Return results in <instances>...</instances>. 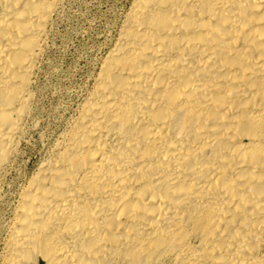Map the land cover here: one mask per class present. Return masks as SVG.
Instances as JSON below:
<instances>
[{"label": "bare ground", "instance_id": "obj_1", "mask_svg": "<svg viewBox=\"0 0 264 264\" xmlns=\"http://www.w3.org/2000/svg\"><path fill=\"white\" fill-rule=\"evenodd\" d=\"M62 2L0 0V264H264V0H131L14 176Z\"/></svg>", "mask_w": 264, "mask_h": 264}, {"label": "rangeland", "instance_id": "obj_2", "mask_svg": "<svg viewBox=\"0 0 264 264\" xmlns=\"http://www.w3.org/2000/svg\"><path fill=\"white\" fill-rule=\"evenodd\" d=\"M130 2L63 0L36 77L38 130L28 133L22 148L24 157L11 167L12 175L19 167L33 168L41 157L44 138L63 126L86 91L90 73L105 53Z\"/></svg>", "mask_w": 264, "mask_h": 264}]
</instances>
